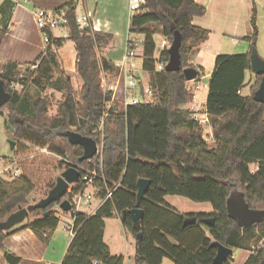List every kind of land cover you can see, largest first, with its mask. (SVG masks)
I'll return each instance as SVG.
<instances>
[{
	"label": "trees",
	"instance_id": "obj_1",
	"mask_svg": "<svg viewBox=\"0 0 264 264\" xmlns=\"http://www.w3.org/2000/svg\"><path fill=\"white\" fill-rule=\"evenodd\" d=\"M73 3L68 0L57 8L66 11V38H57L49 30L47 47L27 64L24 75L15 62L0 70L5 91L11 94L0 110L7 109L6 123L16 140L12 157L22 171L12 180L0 176V222L19 207L30 204L29 197L35 190L43 186L49 190L57 170L78 165L96 170L93 197L101 203L93 214H75V234L61 264H123V257L112 255L103 241L105 219L115 214L135 241L134 264H159L164 257L174 264H211L216 254V248L211 246L213 241L231 249L251 250L262 239L244 264H264V221L240 228L226 209L228 197L242 192L250 209L264 210V103L253 99L262 76L250 66L251 50L256 49L257 39L254 9L251 34L243 38L249 44L248 52L217 55L214 61L204 111L215 145L210 147L193 112L181 109L193 98L181 70H164L167 48L159 52L158 58L154 56V35L158 33L170 42V26L174 25L182 37L181 69L193 67L192 53L208 39L209 31L193 25L192 19L203 16L205 7L195 0H144V5L130 16L129 33L143 35L141 70L149 75L147 86L155 100L115 105L108 110L101 128L103 100H109L112 92L103 94L100 73L116 76L118 67L113 59L98 60L96 48L108 43L111 35L80 29ZM13 5L12 0H4L0 5V45ZM65 40L71 41L76 51L75 71L81 80L80 89L75 91L70 77L60 71L63 95L56 114L48 115L50 95L37 98L27 112L22 103L24 88L28 83L42 87L50 80L52 71L59 66L55 50ZM158 63L162 64L160 69ZM32 65L36 66L31 68ZM247 73L253 75L252 83L246 79ZM199 77L197 73L195 80ZM15 83L22 87L20 91L11 87ZM70 131L93 138L97 145L102 131L101 160L95 154L81 161L82 148L67 139ZM251 164L257 165L255 170L250 168ZM140 178L148 179L150 184L140 201L143 217L139 229H135L128 211L136 206ZM107 191H111L109 198H105ZM166 195L208 202L212 212H179L164 201ZM52 206L34 209L29 213L33 220L21 226L30 228L43 243L59 222ZM46 210L49 213L43 216ZM122 211L126 212L123 218ZM189 217H195L196 222L184 225ZM206 218H213L214 224L205 225L202 221ZM14 231L13 227L0 229V247ZM4 256L9 264L19 262L13 253L5 251ZM231 257L224 264H230Z\"/></svg>",
	"mask_w": 264,
	"mask_h": 264
},
{
	"label": "crops",
	"instance_id": "obj_2",
	"mask_svg": "<svg viewBox=\"0 0 264 264\" xmlns=\"http://www.w3.org/2000/svg\"><path fill=\"white\" fill-rule=\"evenodd\" d=\"M3 1L4 0H0V5L3 3ZM12 1L14 2V5L11 9V15L7 25V32L0 45V70L9 62H15L19 65V67H21L22 64L27 65L37 59L39 53L41 52V46L39 44V34H34L31 31L32 28L29 27V25H35L32 10L50 12L56 10L68 0H29V2L23 4H18L14 0ZM128 1L129 0L81 1L83 8L85 10L91 11L93 19L98 20L100 24V31L111 35L110 43L114 44L117 41L116 37L123 34L122 27L125 25L126 31L123 35L124 40L121 42L120 46L121 53L125 40L129 38L130 34L128 31L129 19L132 14L128 9ZM195 1L203 5L206 11L203 16H194L192 19V24L209 31L208 39L193 51L196 52L197 58L198 55H201L204 51L205 44L210 40L212 35L228 36V33H230L229 37L231 41L232 38L243 39L244 37L249 36L251 34L250 17L252 9L255 11V25L257 28L255 48L259 56L264 58V0ZM92 2L94 3V6L90 5ZM99 2H102L101 9L97 6ZM100 12L103 13V17L101 18L102 20L96 16ZM64 44L69 50L67 54L69 56V62H72L71 72L69 73V76H72L75 71L73 67L76 52L71 41L65 40L63 42V45ZM248 50L249 47H247L243 53L248 52ZM218 51L219 52L216 54H213L209 67L205 68L202 66L199 60H197L195 63V65L202 70V75L197 79V84L200 86L199 93H201L203 97L204 95L205 97L207 96V84L214 67L216 56L222 54H236L232 50V47H220ZM62 58L65 65L66 55H63ZM246 79L251 83L254 81V77L250 73H247ZM246 91L247 89H245V92ZM2 114L5 122L7 117L5 112ZM199 115L202 118L205 116L204 112L200 113ZM4 157L5 156L0 158V167L2 166V168L4 166L3 164L5 163ZM167 198L169 205L173 206L176 210L182 213L212 212V206L208 202H201V205H198L200 206L199 210L184 211L181 208L186 202L183 200L182 196L171 195V197ZM91 203L92 200L86 207L90 206ZM100 203L101 202L98 201L97 205H95L91 211L82 210V212H85L89 215L93 214ZM32 220L33 217L27 222ZM27 222L23 221L21 224L19 223L20 225L15 227L13 226L15 231L8 235L3 241V247H0V264H9L4 256L5 251L13 253L16 257H18V264H61L67 248L62 250L59 256L48 253V249L46 247L47 244L43 243L30 228H21V226L25 225ZM114 225L117 226L116 231L111 229ZM114 232L116 234H114ZM103 241L109 248V251L112 255H120L123 257V264H134L133 257L135 251V241L133 237L124 230L120 216L118 214L105 219ZM250 254L251 251L246 252V250H241L238 258L236 255L233 257L234 259L231 264H244ZM159 264L174 263L169 258L164 257Z\"/></svg>",
	"mask_w": 264,
	"mask_h": 264
},
{
	"label": "rangeland",
	"instance_id": "obj_3",
	"mask_svg": "<svg viewBox=\"0 0 264 264\" xmlns=\"http://www.w3.org/2000/svg\"><path fill=\"white\" fill-rule=\"evenodd\" d=\"M82 0H80L81 2ZM113 3V2H112ZM90 5L94 6V3L92 2ZM98 8L101 9L102 6V2L98 3ZM137 12V11H136ZM131 14L135 13V12H131ZM103 13H98V16L100 18V20H102L101 18L103 17L102 15ZM35 23V21H34ZM30 28H32V32L34 34L38 33L39 34V44L41 46V52L39 53V55H41L44 52V44L41 38V34L39 29L37 28L36 24L35 25H29ZM122 31L123 34L121 36L116 37L117 41L112 44L110 43V41L104 45H101L99 47L96 48V56L97 59L100 60L101 58H106V59H113V62L116 64L119 60V55H121V50H120V46H121V42L124 40V32L126 31L125 29V25L124 27H122ZM228 36H216V35H212L210 37V40L205 44L204 47V51L202 52V54L198 55L197 58V54L196 52H193L191 59H190V63L193 65V67L197 68L199 75H202V70L197 67L195 65L196 61L199 60L200 64L202 66H204L205 68L210 66V62L212 59L213 54H216L217 52H219V48L220 47H232V50L234 51V53L236 54H240L245 52L246 48L249 47V44L247 43V41H245L242 38H232V41ZM129 39L132 40L135 43V48H136V52L139 58H141V48H142V40H143V35L138 33V32H133L129 34ZM162 39H165L166 41H168V39H166L164 36H161L160 34L156 33L154 35V40L156 42V49H155V54L154 56L158 58L159 52L161 51L160 48V42ZM118 42V43H117ZM73 44V43H72ZM66 45L62 43V45L58 48H56V54H57V59H58V70H54L52 71V76L50 78V80L46 83H44V85L42 87H38L35 86L31 83H28L27 86L24 88V94H23V108L27 111L30 112L31 108H32V103L39 97L44 96V95H50L51 96V105L48 108V115L49 116H53L54 114H56L57 112V106L58 104L61 102L62 100V95L63 92L61 90V76H60V71H63L66 75L69 76V73L71 72V68H72V62H69V56L67 55L69 50L65 47ZM74 47V45H73ZM60 49V50H59ZM59 50V51H58ZM75 50V49H74ZM123 50V48H122ZM76 52V51H75ZM63 55H66V63L64 65L63 63ZM76 56V55H75ZM62 58V59H61ZM262 58V57H261ZM264 59V58H262ZM138 63V71L136 72L135 75L140 77V81H141V86L142 88L139 86L138 87V95L136 97V101L139 103H144L146 100H149L148 96H145L144 98L141 96V92L140 90H142L144 87H148V82H149V75L146 72H143L141 70V59L137 60ZM74 70H75V62H74ZM27 69V65L26 64H22L21 67H19V71L22 75H24L25 71ZM157 69H160L157 66ZM102 73V72H101ZM101 73H100V79H101ZM71 79V83L73 86V89L75 91H78L80 89L81 86V80L78 76V74L76 73V71H74V73L72 74V76H69ZM114 76L107 74L106 73V87L109 88L110 85L113 83V78ZM188 90L193 94V98L190 102L184 104L181 106V109H187L189 111H195V109H197V112L194 113H198L197 117L199 119V121H201L202 117L199 116L200 113L204 112V105L206 102V97L204 95V97L201 95V93H199V89L195 88V85H197V80H195L194 82L192 81H188L186 83ZM14 89L20 91L22 89V87L20 86V84L15 83L14 84ZM103 91V90H102ZM118 95V94H116ZM196 95V98H195ZM195 98V99H194ZM117 98H115L116 100ZM121 99V98H120ZM120 104V103H117ZM115 104V105H117ZM5 112V115L7 114V109L6 107H3L0 110V158L4 157V164L6 165L7 162H11L14 161V158L12 157V151L14 150V148L12 150H10L9 148V143L8 140H13L15 141L14 147L16 146V140L13 138L12 136V131L11 129L8 127L6 121L4 122V119L2 117V113ZM201 124L202 127V132L203 135L208 137V145L210 147H214V141L211 139V128L210 126H208L207 124H205L204 122H199ZM256 164H251L250 168L252 170L256 169ZM0 170H2V166L0 167ZM63 171L62 170H57L56 171V177ZM55 177V179H56ZM55 179L53 180V184L55 183ZM47 186H43L37 190H35L29 197V203H32L33 201H38L40 198L44 197L43 194L45 193V195L47 194ZM167 197H171V195H166V197H164V201L166 203L168 198ZM183 200L186 202L183 207L181 208L184 211H195V210H199L201 205V202H194L192 200H189L188 198L182 197ZM98 200L95 199L93 197L92 199V203L90 206L88 207H81L80 211L82 210H89L91 211L93 209V207H95V205H97ZM169 204V203H168ZM26 205H24L25 207ZM173 207V206H172ZM32 218V215L29 214V216L27 218H25L23 221L27 222L28 220H30ZM22 221V222H23ZM21 224V222H20ZM19 223H17L15 226L20 225ZM63 227H66L67 229H70L71 227V221L68 220L67 222L61 217L59 219L58 225L56 227V229L53 231L52 236L49 237L48 241L45 242L46 247L48 249V253L59 256L62 250H65L68 245L69 242L71 240V236L69 234L68 231H64ZM111 229H114L113 231L117 230V226L114 225ZM114 234H116L114 232ZM241 250H246V252H250V249H244V248H232V257L230 259V264L233 261V257H235V255L239 256V253ZM239 260V259H238Z\"/></svg>",
	"mask_w": 264,
	"mask_h": 264
},
{
	"label": "built area",
	"instance_id": "obj_4",
	"mask_svg": "<svg viewBox=\"0 0 264 264\" xmlns=\"http://www.w3.org/2000/svg\"><path fill=\"white\" fill-rule=\"evenodd\" d=\"M18 4H23L29 2V0H14ZM73 6L75 7L76 12V23L80 29L89 28L91 31H100V24L98 20H94L91 11L85 10L83 8L80 0H73ZM144 5V0H129L128 1V9L129 11L136 12ZM32 15L35 21L37 28L40 31L41 38L44 44V50L48 45L50 30L55 37L57 38H66L67 37V27H66V11L63 9H56L50 12L46 11H37L32 10ZM170 45L169 41L162 39L160 42L161 50L164 48H168ZM139 58L136 52L135 43L127 38L125 40L122 54L116 63L118 67V74L114 76L113 83L109 88L106 87V73H101V88L103 90V94L105 95L106 91H111V98L109 100H103V110L101 115V128L103 120L110 108H113L115 104L120 103L124 105L139 103L136 101V97L138 95V87H141L140 77L135 75L138 71V63L137 60ZM36 65H32L31 68H34ZM159 68L162 67V64H157ZM192 80V82H194ZM11 87H14V84H11ZM199 85H195L196 89H199ZM141 92V96L144 98L148 96L149 100H146L144 103H152L155 100V96L153 95L151 89L149 87H144ZM118 94V95H116ZM115 98H117L115 100ZM121 98V99H120ZM205 111V110H204ZM193 112V111H192ZM194 112H197L195 109ZM193 112V118L198 120V122L207 123L206 114L204 113V117L199 121L197 114ZM200 116V115H199ZM102 153V131L100 135V142L97 145L96 154L99 156L101 160ZM75 167L80 172V176L78 181L72 183L68 186L66 194L61 198V201L66 199L70 204V210L65 212L60 207V202L53 203L51 208L60 219L61 217L66 222L68 220L71 221L70 229L63 227L64 231H68L71 238L75 234V214L80 211L81 207H85L89 204V202L93 199V195L95 192V180L98 176L96 170H87L84 167L75 165ZM22 173L21 168L16 164V161L7 162L6 165L3 166L2 170H0V176L6 180H12L16 177L20 176ZM111 195V191H107L105 198H109ZM263 240V239H262ZM262 240L257 244L258 246L261 244ZM256 246H252L251 253Z\"/></svg>",
	"mask_w": 264,
	"mask_h": 264
},
{
	"label": "water",
	"instance_id": "obj_5",
	"mask_svg": "<svg viewBox=\"0 0 264 264\" xmlns=\"http://www.w3.org/2000/svg\"><path fill=\"white\" fill-rule=\"evenodd\" d=\"M172 32V39L170 45L167 48L168 61L164 65L165 71H179L181 70L185 80L192 81L196 78L198 73L195 67H185L181 69V60L179 49L181 46V33L174 28V25L170 26ZM250 66L255 74L262 76L260 84L257 90L253 94V99L256 102L264 103V59H262L256 49L251 50L250 54ZM11 94L5 91L3 82L0 79V106L9 101ZM11 129V128H10ZM69 143L73 145H79L82 148V155L80 160H89L97 152L96 141L87 136H82L74 131H70L66 134ZM9 148L12 150L14 148L15 142L13 140H8ZM80 172L75 167V165L67 166L63 171L56 177L55 183L47 191V194L40 198L38 201L30 203L25 207H19L16 211L10 213L3 221L0 222V229L7 230L12 228L17 223L22 222L28 217L29 213L34 209H46L51 204L55 202H60V207L65 211L70 210L69 202L61 198L65 196L67 188L70 184L78 181ZM150 181L148 179L140 178L137 180V193H136V206L128 211L131 216L133 227L139 229V222L143 217V210L139 208L140 201L146 191L148 190ZM226 209L228 215L235 221L236 225L240 228H247L253 224L260 223L264 221V210H254L250 209L248 204L244 200V195L242 192L232 193L226 201ZM49 210L43 213V216L47 215ZM126 212H121V217L125 216ZM196 222L195 217H189L184 220V225L192 224ZM207 226H212L214 224L213 218H206L202 221ZM141 233L137 234V238L140 239ZM211 246L216 248V254L211 262V264H224L226 259L231 256L232 249L230 247L224 246L217 241L211 242Z\"/></svg>",
	"mask_w": 264,
	"mask_h": 264
}]
</instances>
